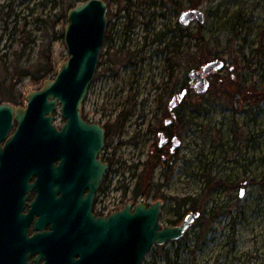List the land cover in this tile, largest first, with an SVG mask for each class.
Returning <instances> with one entry per match:
<instances>
[{
	"label": "rangeland",
	"instance_id": "obj_1",
	"mask_svg": "<svg viewBox=\"0 0 264 264\" xmlns=\"http://www.w3.org/2000/svg\"><path fill=\"white\" fill-rule=\"evenodd\" d=\"M104 1L106 35L110 34L83 115L108 123L110 146L117 152L119 165L131 166L128 175L134 187L138 176L144 181L153 177L157 199H146L149 204L163 201V226L172 225L174 209L184 204L183 200L208 202L206 232L201 224H194L186 241L165 246L168 257L151 252L143 264H264V0ZM78 2H17L20 5L9 20L14 23L6 32L1 17L0 55L8 52L9 62L16 58L20 68L35 64L49 48L59 67L69 57L59 36L67 25L69 8ZM6 3L0 0V12ZM189 9L201 10L205 23L194 21L185 26L180 17ZM47 15L56 16L55 30H48L38 19ZM23 18L29 31L24 38L12 30L16 20L20 29ZM238 22V32L229 29ZM197 32L205 36L200 50L191 48ZM182 35H190L184 38L189 51L171 58L169 45ZM189 38L193 40L187 43ZM208 54L213 56L203 59ZM213 60L226 63L223 70L206 76L210 86L218 81L220 88L194 91L189 85L190 73L202 71ZM170 66H174L173 74ZM230 78L242 81L247 91L236 97L226 95V88L233 92L235 87L227 86ZM10 80L15 83L14 92L21 90L24 96L43 87V82L36 84L30 79L20 83L18 77ZM255 87L257 91H253ZM183 89H188L189 95L179 112L185 116L184 122L191 123L186 129L179 127L182 131L176 126L182 144L165 175L155 162L158 133L171 119L166 106ZM20 106H27L25 97ZM53 115L55 125L63 126L60 107ZM242 189L245 194L240 197ZM141 199L144 197L136 201ZM189 206L187 200L184 209Z\"/></svg>",
	"mask_w": 264,
	"mask_h": 264
},
{
	"label": "water",
	"instance_id": "obj_2",
	"mask_svg": "<svg viewBox=\"0 0 264 264\" xmlns=\"http://www.w3.org/2000/svg\"><path fill=\"white\" fill-rule=\"evenodd\" d=\"M180 20L188 26L194 21L204 24L206 18L201 10L189 9ZM67 21L64 45L69 57L59 66L56 76L45 80L40 90L26 94L27 106L0 104V167L20 168L23 197L34 174L64 181L69 172L74 184L91 177L95 188L107 169V164L98 160L105 147V130L99 124H89L82 115L105 42L107 3L79 2L69 10ZM225 67V61L213 60L202 71L193 70L189 75L190 88L204 93L210 86L206 76ZM187 95L188 89H183L174 97L171 110ZM59 107L65 119L61 128L54 125L53 115ZM171 122L166 120V124ZM160 139L163 145V133ZM181 144L176 138L172 150ZM57 161L59 170L53 169ZM244 194L242 189L240 197ZM90 203L91 198L81 211L64 209L63 225L52 237L47 264H143L154 246L181 240L200 217V213H189L179 225L163 226V201L148 206L143 199L108 219L95 220L89 212ZM77 254L80 259L75 261Z\"/></svg>",
	"mask_w": 264,
	"mask_h": 264
},
{
	"label": "flooded vegetation",
	"instance_id": "obj_3",
	"mask_svg": "<svg viewBox=\"0 0 264 264\" xmlns=\"http://www.w3.org/2000/svg\"><path fill=\"white\" fill-rule=\"evenodd\" d=\"M177 95L172 96V100L166 106L171 120L176 119L179 107L185 102L179 103L171 110L173 98ZM83 119L89 124H99L105 130V147L98 160L107 164V169L95 188V180L91 177L74 184L70 181L69 172H66V177L69 178L64 181L49 180L42 175L34 174L30 180V187L23 197L20 168L14 166L7 170L0 167V264H47L52 237L63 225L64 209L81 211L86 208L91 198L89 212L98 220L108 219L129 204H132V207L137 204L132 176L128 175L131 166L119 165L117 152L111 148L109 142L110 126L108 127L106 122L84 115ZM172 124L173 121L170 124L165 123V128H161L158 133L159 138L160 133L165 136L163 145H160V142L158 145L168 153V156L163 155L164 162L169 161L170 156H173L181 146L172 150L175 139H180L178 135L171 134L166 129ZM58 162L53 169H60ZM144 199L147 201L146 197ZM147 204L151 205L148 201ZM74 259L79 260L80 255H75Z\"/></svg>",
	"mask_w": 264,
	"mask_h": 264
},
{
	"label": "trees",
	"instance_id": "obj_4",
	"mask_svg": "<svg viewBox=\"0 0 264 264\" xmlns=\"http://www.w3.org/2000/svg\"><path fill=\"white\" fill-rule=\"evenodd\" d=\"M23 1H25V0H7V3L3 7V10L0 12V15H1L0 21L2 20L1 17L5 18L3 20L5 32H6V30L9 29L10 25L12 23H14V22H9V20L13 16V14L15 13V11H16L15 8L18 7L20 5V3H22ZM83 1H86V0H79V2H83ZM187 1H189V0H187ZM17 2H20V3L16 5ZM75 5L76 4H72L71 7L69 8V10L72 9ZM5 9L7 11L3 12ZM69 10H68V12H69ZM55 17H56L55 15L54 16L47 15L44 18H38V19L46 25V28L48 30H50V29L55 30V27H57V24H58V21L54 19ZM21 21L23 22V24L20 25V29H18V26H17V23L19 21L16 20L15 21L16 23L13 25L12 30H14L15 33L20 32V34H22L23 38L28 37L29 31H27V24L24 22V21H26V18H23ZM49 25H51V27H49ZM239 27H240V22H238L237 24H234L229 29L230 30H236L238 32L240 30ZM109 34H107L105 36V38L106 37L109 38ZM59 37L61 39H64V33H61ZM185 37H190V35H188V36L182 35L180 37L177 36L175 39L172 40L171 45H169V48L171 49V54H172L171 58H176V57L180 56L181 54H184L185 52L189 51V47H187L185 42H184ZM204 38H205V36L201 32H197V37L195 38L196 39L195 44L191 48H196V49L200 50L201 45L204 44V42H205ZM191 40H193V39L189 38L187 40V43H189V41H191ZM209 53H212V52H209ZM14 55H16V53ZM211 56H213V54L204 55L203 59H208V57H211ZM171 58L168 57V60L170 61ZM9 60H10V57H9L8 52L3 54L2 56L0 55V74L1 75L3 74L2 78L0 79V104L8 102V103H12V104L18 106V105H21L23 103L25 96L23 95L21 90H18L17 93L14 92L15 83L14 82L10 83L11 78L15 79L18 77V79H19L18 83L22 82L24 79H30L32 83L38 84V83L44 82L47 79L54 78L57 74L58 69H59L57 64L54 62L51 49L49 50V48L45 49L42 56H40L39 60L33 65L21 66L20 68H18L16 58H15V60L13 59L12 62H9ZM99 65H101L100 62L98 64V66ZM173 68H174V66H170V69H169L170 74H173V72L175 71V69H173ZM168 84L169 83H166L165 85H168ZM230 85L231 86L234 85L235 87H234L233 92H229V90L227 88H226V90H224V93L228 96L234 95L236 97V96H239L240 94L244 93L245 91H247L245 86H243L242 81L231 80V78H230V82L227 84V86L230 87ZM220 86H221V83H219L218 81H213L211 83L210 90L211 89L212 90H214V89L218 90L220 88ZM253 91H257V88L255 87L253 89ZM263 96H264V93H263ZM166 113L167 114L169 113L168 110L166 111ZM120 116H124V115L121 113ZM184 117L185 116H183L182 113L178 112L177 117L174 120V123L170 127H166V129L169 130V132H171V134H176L179 137H181L180 132L176 130V126H178V128L180 127V128L186 129L187 127L190 126V123H191L190 120H187L186 122H184ZM109 136H110V134H109ZM156 148H157L156 149L157 153H156V157H155L156 161L155 160L154 161L163 167V174L167 175L168 170L172 166L171 159H173L174 156H170V160L169 161L166 160L164 162L162 160L163 155L165 154L168 156V153H165V150L160 149L158 146ZM141 175H143V172L141 173ZM134 197H135V199H137L139 197H146V198L156 197V199H157L156 189L154 187L153 177L151 175L148 176L147 180H145V181L142 180V177L139 180V176H138V179H137L135 187H134ZM187 200L189 201L190 206H189V208L184 209V206H185V203ZM183 201H184V204H179L174 209V218L170 221V224L178 225L179 223H181V220L183 219V216L186 213H189V212L198 213L199 212L200 217L196 221L195 225L201 224V226H203L204 232H206V229L209 227V219H207L208 214L206 213V211H207L206 205H208V202H204V204H200L196 199H190V198L185 199ZM187 234H188V232H187ZM187 234L181 240H178L177 242L182 243L183 241H186L187 240ZM172 243L174 244V242H172ZM165 246H154L152 248V250L150 251V253L151 252L160 253L163 256L168 257L169 251L166 250Z\"/></svg>",
	"mask_w": 264,
	"mask_h": 264
}]
</instances>
